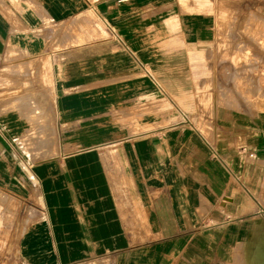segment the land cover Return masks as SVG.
<instances>
[{
  "label": "crops",
  "instance_id": "1",
  "mask_svg": "<svg viewBox=\"0 0 264 264\" xmlns=\"http://www.w3.org/2000/svg\"><path fill=\"white\" fill-rule=\"evenodd\" d=\"M237 6L249 13L252 1L0 0V55L14 44L37 60L0 72L47 65L51 78L46 99L39 80L29 92L16 76L13 92L0 73V264L258 263L264 112L218 107L203 130L130 131L140 120L209 118L189 114L193 88L219 55V15ZM160 88L187 95L188 111L167 97L175 110L156 111ZM44 102L67 138L29 163L20 140Z\"/></svg>",
  "mask_w": 264,
  "mask_h": 264
},
{
  "label": "rangeland",
  "instance_id": "2",
  "mask_svg": "<svg viewBox=\"0 0 264 264\" xmlns=\"http://www.w3.org/2000/svg\"><path fill=\"white\" fill-rule=\"evenodd\" d=\"M251 1L252 7L249 13L237 6L235 12L230 16L221 12L218 17L219 21L216 26L219 35L210 46H214L219 51V55L213 56L210 54L208 60L205 61L207 66L209 65V70L204 74L203 86H195L193 88V96H195L196 103L191 109L192 113H189L193 114L196 109H199L200 111L208 112L209 118H183L177 115L175 118L168 119L140 120V126L132 127L130 129L131 133H138L155 126L173 125L176 123H190L203 130V125L211 127L212 114L218 107L220 109L231 108L238 113L250 114L253 117L259 116L260 113L264 112V14L261 12L258 1ZM254 4H257V6H254ZM84 25V23L80 22L74 23L71 25V30L79 33L83 31ZM94 26L93 24V28H96ZM44 31L51 34V27H45ZM60 31L62 33L69 31L68 24L61 26ZM65 41L68 43V40ZM15 47L14 44H11V47H9L11 50H6L5 53L3 52L0 55V63L15 64L37 61L35 58H31L25 50L22 51ZM212 63H215L214 70ZM10 68V70H4L0 73L9 81L8 85L12 86L11 90L13 92L20 90L18 89L19 87L14 86L15 82L13 79L17 76L26 80L24 85L29 92L36 85V81L39 80V84L44 87L45 98H50L51 78L47 65H44V69L40 72H36L34 69L17 70L15 67ZM160 89V91L157 90L154 108L156 111L167 107L175 110L174 105L170 104L167 98H171L182 111H188L183 104V101L188 98L187 95L169 93L166 98L163 91L164 88ZM29 98L35 97L30 96ZM51 106L52 103L50 102L40 104L42 110H36L33 113L34 119L27 121L28 133L23 135L20 141L27 147V160L29 163L51 157L56 153L58 145L66 141L67 136L53 133L54 129L52 127L55 119L52 117ZM112 121L115 123L127 122V120L123 119H114ZM129 121L132 123V120ZM147 122L150 124H147ZM17 141L19 142V140ZM17 141L13 140V142ZM258 248L257 264H264V234ZM253 260L252 262L244 263L243 259H236L235 263L254 264Z\"/></svg>",
  "mask_w": 264,
  "mask_h": 264
},
{
  "label": "built area",
  "instance_id": "3",
  "mask_svg": "<svg viewBox=\"0 0 264 264\" xmlns=\"http://www.w3.org/2000/svg\"><path fill=\"white\" fill-rule=\"evenodd\" d=\"M249 156H250V157H253V153L250 152V153H249Z\"/></svg>",
  "mask_w": 264,
  "mask_h": 264
}]
</instances>
